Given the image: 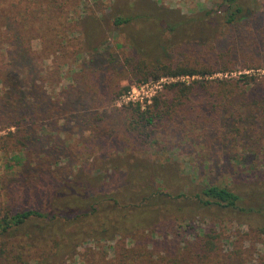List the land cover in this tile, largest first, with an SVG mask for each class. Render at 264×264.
Instances as JSON below:
<instances>
[{"label":"rangeland","instance_id":"1","mask_svg":"<svg viewBox=\"0 0 264 264\" xmlns=\"http://www.w3.org/2000/svg\"><path fill=\"white\" fill-rule=\"evenodd\" d=\"M234 4L228 22V0H0V212L37 207L47 174H87L89 194L129 179L148 199L130 207L140 226L121 239L120 257L116 237L84 241L62 263L264 264V0ZM117 15L130 21L114 27ZM137 60L210 74L143 81ZM242 75L255 81L233 83ZM191 80L202 84L184 106L162 86ZM160 94L175 107L170 118L138 122L134 110ZM23 99L52 108L31 116L33 135H50L42 143H18L27 120L6 125ZM82 110L95 119L77 126ZM205 186L233 190L237 208L203 205ZM9 239L0 238V264H39L50 252L42 243L13 251Z\"/></svg>","mask_w":264,"mask_h":264},{"label":"trees","instance_id":"2","mask_svg":"<svg viewBox=\"0 0 264 264\" xmlns=\"http://www.w3.org/2000/svg\"><path fill=\"white\" fill-rule=\"evenodd\" d=\"M228 2L230 12L226 15V20L232 22L235 14L240 13V9L234 4L235 0H228ZM129 21V17L117 15L113 18L112 24L114 27H118L127 24ZM91 60H93V57ZM136 68L144 71L140 77L143 81L146 79L158 80L160 78H170L172 80L191 77L200 78L210 74L205 67L195 68L181 64H164L158 61L148 64L145 61L137 60ZM241 78L245 79V81H255L248 75H242L240 78L233 80V83L238 82ZM224 82L231 83L229 80ZM201 84L202 81L191 80L190 82L175 81L162 86L165 88V92H176L171 100L175 97L176 100L181 102L186 101L183 103L184 106L191 101L193 89ZM128 90L129 87H123L118 93L124 92L122 96H125ZM111 94H115L114 89L109 92V95ZM34 97L39 100L37 96L34 95ZM30 99L33 101V97ZM41 100L34 105H32L31 101L25 103L24 99L23 101L16 100L13 103L9 112L11 118L6 125L13 128L21 126L26 122L25 120H27V124L29 123L28 129L24 130V137L18 140L19 144L28 141L42 143L43 136L50 138V135H39L38 133H36L38 135L34 136L33 131L30 129V126L36 123V120L33 121L31 118L33 112L38 114L36 118L42 116L43 119H47L48 113L52 110V108L48 109L46 107L47 102L43 101V99ZM70 100L69 105L75 106L77 104L75 99ZM167 101L168 99H165V95L160 94L152 99V103L147 107V110H134V116L138 122H142L147 127L155 126L158 121H161L166 116L169 119L171 114H173L170 111V107L172 110L175 107L173 105H168L167 107ZM39 107L43 109V112L39 110ZM38 110L40 113H38ZM79 113L80 120H77V126L87 124L95 119V117L89 115L91 114L90 111L82 110ZM137 121L135 124L138 123ZM39 123L41 125L38 130L44 131L42 127L46 125H42L43 120L39 119ZM54 129V127L51 128L52 131ZM52 154L56 155V152L53 151ZM66 174L68 176L64 177ZM62 175L63 178L57 172L53 175L47 174L44 177L47 197L37 207H24L22 210L13 212L9 208H5V213L3 210L0 212V238L11 235L9 241L13 251L18 250L20 246H25L27 243L32 245L38 243L48 244L50 252L41 259L39 264H64L61 260L75 252V249L84 241H111L116 237L119 238L116 244L118 246L116 247L119 248L120 257L123 252L121 239L125 237L128 230L135 226H140L139 223L135 224L136 215V217H133V215L128 216L131 213L130 207L140 206L148 198H140L141 192L134 190L135 188L132 187V182L129 179L124 182L122 190L119 188L116 192L109 194L98 192H96L97 194H89L86 191V187L90 185L91 177L89 175L77 172L75 174L63 172ZM94 176L100 178L101 174L97 173ZM41 183L40 181L39 185ZM198 197L203 205H214L229 209L237 208L239 202V197L233 190L226 187L205 186L200 190ZM145 208H150V206L143 205L141 212L138 213L145 214ZM29 228L33 230L29 231ZM18 233L21 236L19 235V238H16L15 234ZM119 242L120 245L118 244ZM17 255L19 256V253ZM125 258L122 257L123 262H125Z\"/></svg>","mask_w":264,"mask_h":264}]
</instances>
